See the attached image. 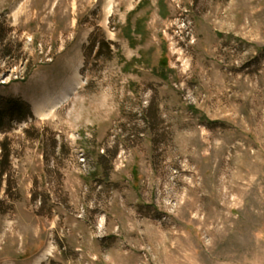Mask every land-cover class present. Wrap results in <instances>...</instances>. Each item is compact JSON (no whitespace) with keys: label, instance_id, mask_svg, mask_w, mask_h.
<instances>
[{"label":"rangeland","instance_id":"rangeland-1","mask_svg":"<svg viewBox=\"0 0 264 264\" xmlns=\"http://www.w3.org/2000/svg\"><path fill=\"white\" fill-rule=\"evenodd\" d=\"M11 96L0 264H264V0H0Z\"/></svg>","mask_w":264,"mask_h":264},{"label":"trees","instance_id":"trees-1","mask_svg":"<svg viewBox=\"0 0 264 264\" xmlns=\"http://www.w3.org/2000/svg\"><path fill=\"white\" fill-rule=\"evenodd\" d=\"M30 106L26 102L16 97H0V129L6 125L5 121L8 122L13 119H22L27 115H30ZM7 157V156H6ZM7 166H4L0 160V173L1 175L6 174Z\"/></svg>","mask_w":264,"mask_h":264}]
</instances>
